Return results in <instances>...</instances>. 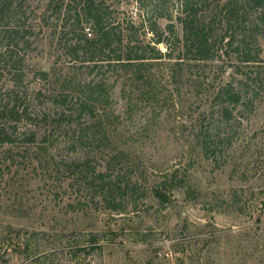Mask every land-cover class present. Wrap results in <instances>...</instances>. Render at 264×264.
<instances>
[{"label": "rangeland", "instance_id": "1", "mask_svg": "<svg viewBox=\"0 0 264 264\" xmlns=\"http://www.w3.org/2000/svg\"><path fill=\"white\" fill-rule=\"evenodd\" d=\"M181 1L160 4L171 16L158 21L164 35L170 22L182 34ZM193 1L204 16L215 14L213 60L178 61L175 48L170 59L151 63L146 83L112 65L81 62L67 0L19 3L32 34L18 53L17 104L28 121H18L16 143L0 144V264H264V40L255 38L258 63L239 62L227 41L220 47L222 3ZM157 4L106 2L110 20L136 27L155 16ZM233 29L236 40H253L249 26ZM137 35L152 38L145 28ZM228 83L242 91L244 105L225 124L214 97ZM61 95L65 103L56 101ZM80 98L93 116L80 113ZM217 125L230 135L219 166L196 140ZM166 176L162 205L153 189ZM101 184L112 186V199Z\"/></svg>", "mask_w": 264, "mask_h": 264}, {"label": "trees", "instance_id": "2", "mask_svg": "<svg viewBox=\"0 0 264 264\" xmlns=\"http://www.w3.org/2000/svg\"><path fill=\"white\" fill-rule=\"evenodd\" d=\"M19 1V2H18ZM24 0H0V81L4 75L9 77L8 93L0 95V144L11 145L16 143L18 138V121H28L25 109L22 112L18 110V68L20 66L18 53L19 45L27 43L26 40L31 36V27L25 26V13L21 5ZM65 0H61L63 2ZM69 5L74 6L72 13L73 32L80 33V39L74 44L75 52L78 50L82 54V63L94 64L105 63L113 66L119 72L134 73L136 80L143 83L149 80L145 73L150 68L151 63L162 61L164 58L170 59L171 53L177 48L183 58L179 56L178 61L183 59L189 61H211L214 54L212 47L215 44V14H202V8L196 1L182 0L181 12L184 18H178L181 25L182 34L179 35L175 25L170 22L164 32L158 25L160 19L170 20L171 16L162 12L160 6L164 0H158L157 6L153 10V18H144L140 26L136 27L131 20H119L118 18L109 19V8L106 6L107 0H67ZM218 4L222 3L217 10V14H222L220 25L222 34H219L220 47L233 48L237 54L236 58L244 64H254L259 62V46L255 38L262 37L264 40V0H216ZM210 5L208 4V7ZM252 15L254 17H252ZM20 19L23 22L20 23ZM171 21V20H170ZM249 26L255 31L253 40L250 44L246 42L247 37L243 36L236 40V33L233 28L237 24ZM139 28L152 35L149 42L139 39L137 35ZM162 45L165 52L158 49ZM258 50H253L252 47ZM255 49V48H254ZM181 63V62H177ZM21 68V67H20ZM20 71V70H19ZM42 79L48 77L46 72L38 74ZM21 77H23L21 75ZM150 82V81H149ZM82 95H84L82 93ZM7 97V99H5ZM65 103L67 96H59L56 101ZM218 109L216 114L221 118L222 123H228L233 118V110L243 106L242 91L237 90L232 83L221 86L214 97ZM79 110L81 114L94 115V107L91 104L79 99ZM24 122L25 125L28 122ZM81 126V125H80ZM98 124H96V128ZM220 125L212 130L201 131L197 135V143L205 159L214 160L216 165H220L218 158L220 149L225 142H229L230 135L223 134L219 130ZM79 134H87V129H80ZM46 134V133H45ZM81 138V137H79ZM36 142L35 133L28 135L27 143ZM47 143V140H43ZM228 144V143H227ZM75 164L79 162H74ZM82 164V163H81ZM95 172L92 170L90 173ZM88 174V170H86ZM101 180L103 174L98 176ZM167 178V179H166ZM161 184L153 189L154 196L162 205L169 201L166 192H163V186L168 180L166 176ZM101 183H104L103 181ZM106 198L109 195L112 199V186L101 184L97 187ZM122 194H127V188L122 189ZM106 200V199H105ZM113 203V202H109ZM109 206L114 207L109 204Z\"/></svg>", "mask_w": 264, "mask_h": 264}]
</instances>
